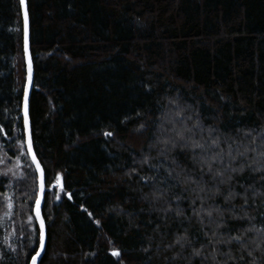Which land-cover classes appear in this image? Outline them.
<instances>
[{"label":"trees","instance_id":"1","mask_svg":"<svg viewBox=\"0 0 264 264\" xmlns=\"http://www.w3.org/2000/svg\"><path fill=\"white\" fill-rule=\"evenodd\" d=\"M27 3L29 117L45 176L38 264H212L191 256L211 234L192 207L210 177L191 150L177 144L161 156L159 141L183 129L207 140L211 128L235 151L245 132L264 130V0ZM24 81L19 0H0V264H28L38 244L28 220L38 183L24 140ZM58 173L62 191L53 187ZM153 187L167 194L143 199ZM227 191L209 194L205 207H224ZM177 236L192 247L180 248Z\"/></svg>","mask_w":264,"mask_h":264},{"label":"snow or ice","instance_id":"2","mask_svg":"<svg viewBox=\"0 0 264 264\" xmlns=\"http://www.w3.org/2000/svg\"><path fill=\"white\" fill-rule=\"evenodd\" d=\"M20 7L23 9L25 0H19ZM28 15L24 12V54L28 56ZM29 77L31 74V65L28 67ZM139 115V114H137ZM144 125H140L142 129ZM198 127V125L194 126ZM24 134L25 142L28 144V155L32 156V161L36 163V158L32 155V145L29 137V112H28V85L25 84L24 101ZM139 130V129H138ZM105 137H111V132H105ZM215 137V138H214ZM243 140H249V144L244 145ZM259 141V143H258ZM162 145L160 155H166L177 144L183 149L191 150L193 160L199 163L201 175L210 177V180H204L203 186H198L195 191L198 194L201 207L196 209L195 199L193 200V214L198 218L202 228H209L210 233L205 231L204 239L206 243L200 248H193L192 257H200L204 261H211L212 264H264V130L253 136L252 130L243 134L241 143L237 144L236 150L232 144L228 143L227 151L221 146L225 141L215 136V129H209L207 140L204 137L195 138L192 129H183L176 131L173 136L160 140ZM243 147V151L240 148ZM147 163V158L145 159ZM166 163V161H165ZM238 164L239 167L235 165ZM151 167V165H150ZM169 168L171 166L169 165ZM37 171H40V165L36 164ZM205 169L207 171L205 172ZM135 169H133V172ZM159 171V170H157ZM248 172V176L237 175L238 173ZM141 179L148 184L150 181L146 177ZM173 179V174L168 171L162 183L168 184ZM243 180V183L237 186L242 191H234L233 186L237 181ZM219 181V183H216ZM151 183H155L152 181ZM184 183L197 184L198 182L189 177H185ZM209 185H212L211 187ZM176 186H179L178 182ZM227 186V195L224 197V207H205L209 194L212 196L222 194L220 188ZM53 187L61 186V175L58 173L55 177ZM45 185L43 177L39 185V191L36 193L35 215L29 216L28 220L39 221V248L35 249V254L31 255V264H37L38 258L46 249V230L44 221L40 218L41 193ZM215 189V190H214ZM167 194L165 189L153 187L150 193L143 195L145 200L159 201ZM57 193L56 199H59ZM71 198V197H69ZM11 207V205H9ZM168 211V210H166ZM181 213L178 211L177 215ZM91 215V214H89ZM205 217L210 222L205 225ZM259 221L261 226L256 227ZM98 223V222H97ZM214 225V227L212 226ZM231 225H239L232 227ZM235 233V234H233ZM175 244L180 248L192 247V242L187 236H177ZM169 245L168 247H172ZM227 248V251L223 249ZM205 250L207 254L205 255ZM147 252L148 250L145 249ZM238 253V254H237ZM113 256H118L119 252L113 250ZM27 264V262H26Z\"/></svg>","mask_w":264,"mask_h":264},{"label":"water","instance_id":"3","mask_svg":"<svg viewBox=\"0 0 264 264\" xmlns=\"http://www.w3.org/2000/svg\"><path fill=\"white\" fill-rule=\"evenodd\" d=\"M19 9H20V15H21L22 53H23L24 65H25V81H24V86H23V91H22V99H21V116H22V123H23V129H24L25 84L28 85V112H29V99H30L31 90H32V87H33V60H32L31 49H30V24H29V14H28V3H27V0H25V5H24V8L23 9L20 7V4H19ZM25 11L27 12V15H28V33H29L28 56H27V58L25 57V54H24V12ZM29 64L31 65V74H30V77H29V72H28ZM28 138H30L31 145H32V135H31V122H30V117H29V137ZM24 140H26L25 134H24ZM25 146H26V150H28V144L26 142H25ZM32 155L35 156L36 163H34L32 161V156L31 155H28V156H29L30 161H31V163H32V165H33V167H34V169L36 171V174H37V183H38V190H37V192H38L39 191V185L41 183V177H43V183L45 185V176H44V169H43L41 163L39 162V160H38V158L35 155V152L33 150V145H32ZM37 163L40 165V171H37V169H36V164ZM44 193H45V188H44V191L41 193V203H40V213H41L40 218L43 221H44V218L42 216L41 208H42ZM34 208H35V204H34ZM33 214L35 215L34 211H33ZM35 221H36V224L38 226V244H37V248H39V221H37V220H35ZM44 224H45V221H44ZM45 230H46V225H45ZM40 258H38L37 264L39 263ZM28 264H31V258L29 259Z\"/></svg>","mask_w":264,"mask_h":264}]
</instances>
